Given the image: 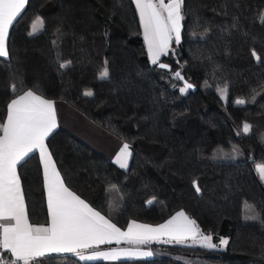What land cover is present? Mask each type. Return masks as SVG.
Masks as SVG:
<instances>
[{
	"label": "trees",
	"instance_id": "trees-1",
	"mask_svg": "<svg viewBox=\"0 0 264 264\" xmlns=\"http://www.w3.org/2000/svg\"><path fill=\"white\" fill-rule=\"evenodd\" d=\"M186 4L181 41L161 57L193 84L181 93L183 81L149 62L133 0H28L9 29L10 59L0 58V122L13 84L65 101L132 152L122 169L64 128L46 139L57 170L91 207L119 228L131 219L158 224L183 210L214 243L224 237L228 244L153 241L146 258L82 261L48 253L38 258L44 264H264V183L256 171L264 165V64L252 56H264V0ZM37 17L44 26L30 35ZM105 61L110 75L102 80ZM225 85L227 101L217 92ZM237 98L246 103L236 105ZM17 173L30 223L46 225L37 151ZM244 202L258 219H244Z\"/></svg>",
	"mask_w": 264,
	"mask_h": 264
},
{
	"label": "snow or ice",
	"instance_id": "snow-or-ice-1",
	"mask_svg": "<svg viewBox=\"0 0 264 264\" xmlns=\"http://www.w3.org/2000/svg\"><path fill=\"white\" fill-rule=\"evenodd\" d=\"M133 3L143 28V38L151 63L159 69L167 70L173 79L183 81V87L179 89L181 93L192 89L194 86L185 79L182 69L173 71L171 65L161 60V57L170 54L173 42L179 44L181 41L182 21L188 14L186 0H133ZM27 4L28 0H0V58L10 59L9 29L14 27V22L21 17ZM258 19L261 26H264V13ZM43 26V20L37 17L29 34L37 33ZM252 56L258 63L264 64V56L257 54L255 50H252ZM65 66L60 64L61 68ZM109 75L105 61L99 78L107 79ZM261 86L264 87V81ZM11 91L13 98L6 106V118L0 122V249L3 250L0 252V264H44L38 258L45 257L48 253H73L82 261L151 256L149 251H140L139 246L153 241L167 244L190 242L191 245L208 249L228 244L224 238H220L219 244L214 243L213 235L201 231L196 220L183 210L157 226L130 221L127 230L122 231L72 190L57 170L45 144L57 127L55 101L46 98L38 87H21L18 90L17 85L13 84ZM84 95L92 96L93 93L87 91ZM219 96L222 100H228L227 85L219 89ZM234 103L244 105L246 101L237 98ZM250 128L245 123L243 132L248 133ZM36 150H39L43 162L47 209L51 219L48 226L30 223L25 193L17 173V166H22V162ZM131 155L130 145L125 142L120 147L115 163L120 168L127 169ZM256 171L264 181V165H258ZM193 186L200 193L201 189L196 181H193ZM251 219H258V216ZM259 222L264 225V219ZM122 241L133 247L85 254L89 249H99L101 245L113 242L120 244Z\"/></svg>",
	"mask_w": 264,
	"mask_h": 264
},
{
	"label": "crops",
	"instance_id": "crops-1",
	"mask_svg": "<svg viewBox=\"0 0 264 264\" xmlns=\"http://www.w3.org/2000/svg\"><path fill=\"white\" fill-rule=\"evenodd\" d=\"M167 2V0H166ZM135 5V4H134ZM136 8V6H135ZM138 14V12H137ZM139 18V15H138ZM140 23V19H139ZM141 27V25H140ZM142 37H143V28L141 27ZM144 42V40H143ZM55 101L56 109H57V127H61L69 131L71 134H73L75 137L83 141L85 144L93 148L94 150L98 151L100 154L105 156L106 158L110 159L112 162L115 163V158L120 150V147L122 146L124 141L119 139L118 137L114 136L113 134L107 132L105 129L91 121L89 118H87L85 115H83L81 112H79L77 109H75L70 104L66 103L65 101L58 100V99H52ZM10 102V101H9ZM8 102V103H9ZM7 112V111H6ZM6 118V116H5ZM5 120V119H4ZM2 135V133H0ZM37 151L40 167H41V173L43 178V162L40 159L39 150ZM128 158V163H129ZM54 162V161H53ZM117 166H119L117 163H115ZM43 188H44V195H45V202H46V208H47V194H46V188L44 186V178H43ZM96 210V209H95ZM97 211V210H96ZM181 210H177L174 212L170 217H168L166 220H164L161 223L158 224H149L152 226H157L160 224L165 223L167 220L171 219L173 216L176 215L177 212ZM103 215V214H101ZM104 216V215H103ZM47 224L45 226L50 225L51 219L48 214L47 209ZM108 219L107 217H105ZM130 221H133L132 219L127 222L124 228H121L122 231L127 230V225ZM136 221V220H135ZM137 223L141 224H148L143 223L140 221H136ZM2 223V222H0ZM37 225V224H33ZM118 227V226H117ZM0 232H2V229H0ZM164 239H167V237H164ZM132 245H129L125 242H121L120 244H116L113 242L112 244H104L99 247V249H89L85 252L86 255L92 254L93 251H112L116 249H125V248H131ZM140 251H149L151 252V249L149 247V243L146 245H140L139 246ZM2 249H0L1 251ZM149 256H138V257H120L117 260L120 259H133V258H146ZM79 258V257H78ZM103 260V259H98ZM83 261H97V260H83Z\"/></svg>",
	"mask_w": 264,
	"mask_h": 264
},
{
	"label": "rangeland",
	"instance_id": "rangeland-1",
	"mask_svg": "<svg viewBox=\"0 0 264 264\" xmlns=\"http://www.w3.org/2000/svg\"><path fill=\"white\" fill-rule=\"evenodd\" d=\"M36 19H37V18H35V19L31 22L30 27H29V33L31 32V25H32V23H34V22L36 21ZM143 40H144V38H143ZM143 43H144V48H145L146 53H147V47H146V43H145V41H144ZM147 57H148L149 62L151 63L150 58H149V56H148V53H147ZM183 83H184V82H183ZM181 87H183V84L180 86V88H181ZM180 88H179V89H180ZM220 88H223V87H220ZM220 88L217 89V92H218V93H219V89H220ZM188 90H189V89H188ZM188 90H187V91H188ZM187 91H186V92H187ZM257 166H258V165H257ZM263 183H264V181H263ZM242 210H243V217H244V219H246V220H253V219H251V217H253V216H257V213L255 212V209L253 208V206L250 205V204H248V203H246V202L243 203ZM221 238H224V237H221ZM224 239H225V238H224ZM187 244L191 245L190 242L187 243ZM198 246H199V245H198ZM222 246H224V245H221V247H222Z\"/></svg>",
	"mask_w": 264,
	"mask_h": 264
}]
</instances>
